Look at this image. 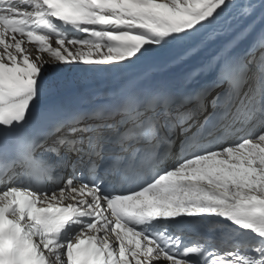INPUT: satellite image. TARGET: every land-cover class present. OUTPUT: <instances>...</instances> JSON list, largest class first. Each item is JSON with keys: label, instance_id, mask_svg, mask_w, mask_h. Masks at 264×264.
I'll return each mask as SVG.
<instances>
[{"label": "snow or ice", "instance_id": "obj_1", "mask_svg": "<svg viewBox=\"0 0 264 264\" xmlns=\"http://www.w3.org/2000/svg\"><path fill=\"white\" fill-rule=\"evenodd\" d=\"M0 264H264V0H0Z\"/></svg>", "mask_w": 264, "mask_h": 264}, {"label": "bare ground", "instance_id": "obj_2", "mask_svg": "<svg viewBox=\"0 0 264 264\" xmlns=\"http://www.w3.org/2000/svg\"><path fill=\"white\" fill-rule=\"evenodd\" d=\"M259 28V25H257V29ZM46 55V54H45Z\"/></svg>", "mask_w": 264, "mask_h": 264}]
</instances>
